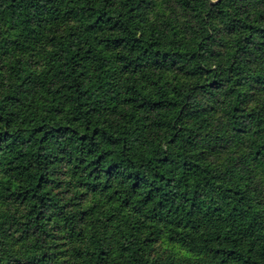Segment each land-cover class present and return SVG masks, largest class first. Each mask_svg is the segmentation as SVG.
I'll return each mask as SVG.
<instances>
[{
	"label": "trees",
	"instance_id": "16d2710c",
	"mask_svg": "<svg viewBox=\"0 0 264 264\" xmlns=\"http://www.w3.org/2000/svg\"><path fill=\"white\" fill-rule=\"evenodd\" d=\"M173 2L0 0V264H264V0Z\"/></svg>",
	"mask_w": 264,
	"mask_h": 264
},
{
	"label": "rangeland",
	"instance_id": "374dc122",
	"mask_svg": "<svg viewBox=\"0 0 264 264\" xmlns=\"http://www.w3.org/2000/svg\"><path fill=\"white\" fill-rule=\"evenodd\" d=\"M219 0H213V2H216ZM153 9H155L156 12H161L164 8L168 9L169 11L174 10L175 4L173 0H152V6ZM0 26L3 28H6L4 24L0 21ZM211 127H217L220 132H222V125L221 123L216 126L214 122H211ZM22 232L17 228L13 229V235L11 237V245L10 247H13V245L16 244L15 239L20 236ZM29 243V241H28ZM27 243V244H28ZM19 247L22 249V244L18 243ZM59 244V246H56ZM25 245V244H24ZM47 246H51V251H58L63 248V243L59 242L58 239L54 238L53 236L50 237V241L47 244ZM60 247V248H59ZM153 254L154 258L156 260H161L162 262H173L174 264H184L187 261H195L198 260L199 257L195 255L193 252H191L188 248L183 247L182 245L172 242L166 238L159 239L154 247H153ZM24 250V249H23Z\"/></svg>",
	"mask_w": 264,
	"mask_h": 264
}]
</instances>
